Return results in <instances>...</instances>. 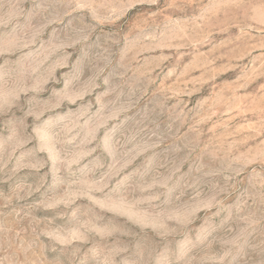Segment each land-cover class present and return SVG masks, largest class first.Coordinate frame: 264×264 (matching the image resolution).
Listing matches in <instances>:
<instances>
[{
	"label": "rangeland",
	"instance_id": "rangeland-1",
	"mask_svg": "<svg viewBox=\"0 0 264 264\" xmlns=\"http://www.w3.org/2000/svg\"><path fill=\"white\" fill-rule=\"evenodd\" d=\"M0 264H264V0H0Z\"/></svg>",
	"mask_w": 264,
	"mask_h": 264
}]
</instances>
